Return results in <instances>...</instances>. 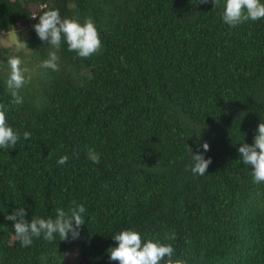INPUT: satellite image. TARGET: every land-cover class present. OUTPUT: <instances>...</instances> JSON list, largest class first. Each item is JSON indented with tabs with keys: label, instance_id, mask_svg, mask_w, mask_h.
Instances as JSON below:
<instances>
[{
	"label": "trees",
	"instance_id": "16d2710c",
	"mask_svg": "<svg viewBox=\"0 0 264 264\" xmlns=\"http://www.w3.org/2000/svg\"><path fill=\"white\" fill-rule=\"evenodd\" d=\"M224 5L0 0V36L21 27L17 56L34 69L13 105L7 60L0 67V104L20 136L0 148V264H119L108 250L128 229L171 243L187 264H264V183L238 152L264 122V19L231 27ZM50 9L91 19L101 50L81 58L63 38L59 49L42 41L34 25ZM53 51L59 71L41 67ZM189 148L211 158L205 175L190 171ZM81 204L77 239L24 247L5 219L18 207L55 219Z\"/></svg>",
	"mask_w": 264,
	"mask_h": 264
},
{
	"label": "clouds",
	"instance_id": "9594fccd",
	"mask_svg": "<svg viewBox=\"0 0 264 264\" xmlns=\"http://www.w3.org/2000/svg\"><path fill=\"white\" fill-rule=\"evenodd\" d=\"M199 2L208 3L209 0H199ZM211 2L216 6L218 0H211ZM222 19L231 27H236L249 20L264 19V3L261 0H225ZM34 30L42 41L47 42L55 49H59L63 38L67 43L68 50L76 52L81 58H88L98 53L102 48L99 32L91 19L86 20L83 24L74 18L62 19L58 9L43 12L39 16V23L34 25ZM23 44L27 47L26 43ZM58 60L56 52H50L48 59L42 61L41 67L59 71ZM22 63L18 56L7 60L10 74L6 86L12 96L11 103L13 105L23 103L19 89L30 80V76L26 78L25 75L28 69L22 67ZM6 111L7 106L0 104V148L13 149L20 136L9 126ZM23 137L28 140L31 133L25 131ZM202 147L205 152L209 150L207 142H204ZM238 152L243 164L251 166L253 182L264 183V122L258 125L253 143L251 145L241 144ZM189 153L192 160V164L188 166L190 171L194 175H205L211 164V158L205 159L202 153L193 154L191 148H189ZM88 158L93 163H100L99 154L91 149L88 152ZM67 160V156H61L57 163L63 165ZM85 211L84 205L81 204L71 208L69 212L57 208L55 219L37 216L28 220L25 219L27 215L25 209L18 207L10 215H6L5 219L14 222L15 238L22 246L27 247L32 244L34 237L42 236L48 242H53L57 235L60 240L77 239L81 226L85 224L82 216ZM112 238L118 242V246L108 250L109 259L118 261L119 264H187L186 259L173 258L175 249L171 243L152 240L143 242L140 233L135 230H123ZM175 238L174 234L166 237L168 240Z\"/></svg>",
	"mask_w": 264,
	"mask_h": 264
},
{
	"label": "rangeland",
	"instance_id": "374dc122",
	"mask_svg": "<svg viewBox=\"0 0 264 264\" xmlns=\"http://www.w3.org/2000/svg\"><path fill=\"white\" fill-rule=\"evenodd\" d=\"M24 38L25 32L21 27H17L14 31H5L0 36V67L5 60L17 55L25 54L27 51L24 50ZM23 62V61H22ZM22 67L28 69L25 75L32 76L34 74L33 64L22 63ZM10 74V67L8 65V75Z\"/></svg>",
	"mask_w": 264,
	"mask_h": 264
}]
</instances>
